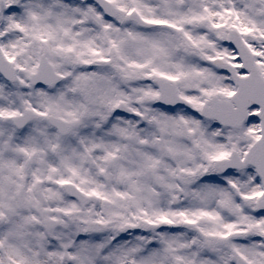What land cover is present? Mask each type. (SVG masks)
Returning a JSON list of instances; mask_svg holds the SVG:
<instances>
[{
	"label": "snow or ice",
	"instance_id": "6c2138e0",
	"mask_svg": "<svg viewBox=\"0 0 264 264\" xmlns=\"http://www.w3.org/2000/svg\"><path fill=\"white\" fill-rule=\"evenodd\" d=\"M0 264H264V0H0Z\"/></svg>",
	"mask_w": 264,
	"mask_h": 264
}]
</instances>
